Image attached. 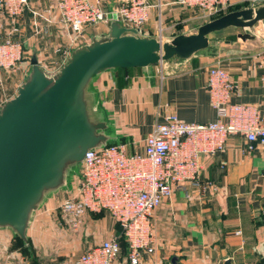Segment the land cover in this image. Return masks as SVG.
<instances>
[{"label":"crops","instance_id":"obj_1","mask_svg":"<svg viewBox=\"0 0 264 264\" xmlns=\"http://www.w3.org/2000/svg\"><path fill=\"white\" fill-rule=\"evenodd\" d=\"M58 2L29 0L30 8L50 22L36 18L30 10L23 14L17 25L20 33L15 35L24 44L23 62L17 71L0 75L4 87L18 93L28 78L33 58L48 73L50 69L46 65L52 67L63 62L62 51L57 50L69 47V35L60 23ZM124 2L106 0L104 10L110 13ZM146 2L152 6L151 16L141 31L142 36L164 41L181 34H194L207 22L200 11L181 6L178 0ZM230 2L231 9L238 10L253 5V0ZM263 28L264 22L256 27L264 39ZM11 30V24L5 20L0 40ZM108 30L109 26L101 24L87 28L86 33L91 39L107 34ZM240 33L239 29L228 28L211 34L208 49L190 61L174 60L165 70L163 81L157 66L150 72L140 68L105 72L94 90L110 124L112 143L125 145L130 153L142 152L147 135L169 113L188 123L216 121L218 115L211 105L207 84L209 68L217 63L228 70L237 86L232 102L253 104L264 116V40L244 42L238 38ZM247 147L244 137L235 136L228 140L222 153L202 159L201 186L185 184L163 202L156 214L159 246L155 254H146L140 264H226L227 261L264 264V148L255 145L254 151L249 152ZM86 223L101 229L95 240L83 246L85 251L117 235V224L107 213L99 217L89 215ZM238 231L242 234L237 235ZM0 244L11 249L15 244L13 233L1 235ZM4 256V252L0 253V263ZM8 257L25 263V257L16 251ZM116 264H131L125 243Z\"/></svg>","mask_w":264,"mask_h":264},{"label":"built area","instance_id":"obj_2","mask_svg":"<svg viewBox=\"0 0 264 264\" xmlns=\"http://www.w3.org/2000/svg\"><path fill=\"white\" fill-rule=\"evenodd\" d=\"M105 2L59 0L60 23L69 35V47L57 50L62 51V65L74 48L91 42L86 33L89 27L110 26L116 21L142 35L151 16L152 6L146 0H126L110 13L104 10ZM178 3L200 11L207 22L231 7L230 0H178ZM257 4H264V0H253L252 7ZM29 10L36 18L50 22L30 8L29 0H0V29L5 20L12 26L10 34L0 40V74L17 71L23 62L24 44L15 35L20 33L17 25L21 17ZM34 24L40 29L38 22ZM262 34L264 37V28ZM157 73L163 81L166 77L163 63L157 65ZM0 87L4 88L1 78ZM207 87L211 105L218 115L216 121L188 123L177 114L169 113L147 135L142 152L130 153L125 145L89 151L81 164L77 186L57 208L60 225L78 232L87 216L107 213L121 227L131 264H140L146 254H155L159 246L157 211L185 184L201 186L203 158L222 153L228 140L235 136L245 138L249 152L254 151L255 145L264 148V116L253 104L232 102L237 86L220 63L209 68ZM7 101L0 102V110ZM121 253L119 237L114 235L81 253L75 264H116Z\"/></svg>","mask_w":264,"mask_h":264},{"label":"water","instance_id":"obj_3","mask_svg":"<svg viewBox=\"0 0 264 264\" xmlns=\"http://www.w3.org/2000/svg\"><path fill=\"white\" fill-rule=\"evenodd\" d=\"M261 22L264 4L226 13L194 34L162 41L112 21L107 34L74 49L54 74L30 60L27 80L0 110V230L27 243L45 202L71 191L75 170L89 151L113 142L94 90L105 72H150L160 63L166 70L174 60L190 61L208 49L210 35L228 28L241 30L238 38L244 42L264 40L256 29Z\"/></svg>","mask_w":264,"mask_h":264},{"label":"rangeland","instance_id":"obj_4","mask_svg":"<svg viewBox=\"0 0 264 264\" xmlns=\"http://www.w3.org/2000/svg\"><path fill=\"white\" fill-rule=\"evenodd\" d=\"M230 9L231 7L225 10L223 14ZM61 65L51 67L48 64L46 67L50 69V73H54L56 70L58 71V69L62 68L63 65ZM16 95L17 93L14 90L8 89L6 85L4 88L0 87V102L5 99L10 100V97L14 98ZM80 172L81 164L75 170L71 190L77 186ZM70 193L71 191H60L51 196L43 208L35 215L28 233L32 236V239L29 238V251L32 253L33 259L25 256V263H23L15 257H8V254L14 251L20 254L22 252L20 251L21 249L18 250L19 248L13 247V250H11L5 246L7 244L4 245L5 247L0 244V253L3 254L4 252V257H6L5 259L3 258L0 264H73L74 258L84 250L83 246L88 244V241L95 240L96 236L100 234L98 232H100L101 228L87 226L85 222L80 231L74 232L60 225L61 215L57 208ZM99 216H102V214L95 215V217ZM11 234L10 231H0V236Z\"/></svg>","mask_w":264,"mask_h":264},{"label":"trees","instance_id":"obj_5","mask_svg":"<svg viewBox=\"0 0 264 264\" xmlns=\"http://www.w3.org/2000/svg\"><path fill=\"white\" fill-rule=\"evenodd\" d=\"M233 11H238V8H236V9H230L228 12H226V13H229V12H233ZM225 13V14H226ZM224 14H220L219 16H217V17H215L214 19H216V18H219V17H221V16H223ZM110 145H114L113 143H111V144H109L108 146H110ZM117 224V223H116ZM116 236H118L119 237V241H120V244H121V248H122V246H123V244L125 243L126 244V246H127V249H128V245H127V241H126V239H125V237L123 236V234H122V230H121V227L119 226V224H117V235ZM14 240H15V244L12 246V250H13V247L14 248H19L18 250H20V251H22L21 253H22V255H24V257L26 256V257H28V258H31V259H33L32 258V253L29 251L30 250V239H29V237H28V242L26 243V242H24L23 240H21L19 237H17V236H14ZM27 250V251H26ZM25 257V258H26Z\"/></svg>","mask_w":264,"mask_h":264}]
</instances>
